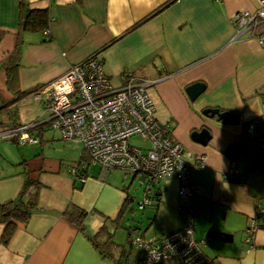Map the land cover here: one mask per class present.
<instances>
[{"label":"crops","instance_id":"obj_1","mask_svg":"<svg viewBox=\"0 0 264 264\" xmlns=\"http://www.w3.org/2000/svg\"><path fill=\"white\" fill-rule=\"evenodd\" d=\"M24 1L47 11L48 33L19 31L18 0H0V132L35 123L26 132L38 142L0 137V204L24 190L23 199L34 206L26 221H15L6 241L0 222V264H132L140 250L129 239L131 231L156 240L186 222L172 176L159 183L158 201L142 208L150 215L125 222L139 174L103 172L79 143L62 140L48 125L39 88L93 53L114 86L124 83L125 71L154 80L159 119L185 157L205 156L204 166L190 169L195 191L188 202L203 253L213 264H264V170L248 168L250 154L241 163L225 155L233 142H264V44L247 31L237 35L229 22L235 12L255 8V0ZM256 31L264 33V23ZM194 81L205 88L190 100L184 87ZM206 107L234 112L238 120L206 116ZM202 127L210 133L204 144L191 138ZM80 158L88 175L83 183L67 171ZM230 168L238 173L227 179ZM69 205L86 211L83 230L63 214ZM257 209L263 215L249 246L244 229ZM103 224L118 244L114 258L102 257L89 238ZM212 230L231 239L211 237Z\"/></svg>","mask_w":264,"mask_h":264},{"label":"built area","instance_id":"obj_2","mask_svg":"<svg viewBox=\"0 0 264 264\" xmlns=\"http://www.w3.org/2000/svg\"><path fill=\"white\" fill-rule=\"evenodd\" d=\"M253 9L235 12L229 22L237 35L247 31L257 35L264 44V33H257L264 23V0H255ZM44 34L48 29L44 28ZM124 83L114 86L103 69L98 54H91L71 64L51 82L39 88L47 123L58 130L65 141L82 146L90 162L103 172L121 170L124 173L143 174V197L138 207L151 203L155 186L169 177L178 182V208L185 216V224L165 232L156 240H148L131 231L129 239L140 250L132 264H163L174 259L179 264H212L203 253L200 241L193 237V219L189 200L195 191L190 181L192 166H204L202 154L185 157L181 143L170 134V127L159 119L154 80L123 72ZM36 124L20 125L0 132V137L16 139L19 143L38 142V137L26 130ZM250 127L248 132H250ZM139 134L150 141V147L142 150L130 145L128 137ZM247 137L249 133L246 134ZM264 148V142L259 144ZM235 159V155L232 157ZM74 180L83 183L88 175L86 162L75 160L67 165ZM238 173L230 168L223 176L231 179ZM263 215L257 209L251 222L244 229L243 243L253 246V236L258 228L257 218Z\"/></svg>","mask_w":264,"mask_h":264},{"label":"trees","instance_id":"obj_3","mask_svg":"<svg viewBox=\"0 0 264 264\" xmlns=\"http://www.w3.org/2000/svg\"><path fill=\"white\" fill-rule=\"evenodd\" d=\"M18 8L19 31H41L44 28H47L48 15L45 9L30 8L24 0H18ZM33 129L34 127L29 128L28 131H32ZM23 191H21L20 195L16 199L0 204V222L5 224L3 232L4 241H6L13 233L15 221H26L30 215L32 207L34 206V202L30 199H23ZM159 192V186H155L153 195L151 196V203L149 205H153L155 201H158ZM63 214L66 215L71 221L75 222L79 229H84L83 218L86 215L85 210L73 205H69V207L64 209ZM260 217H262V215ZM260 217L257 218L258 228L260 226L258 222ZM89 238L102 257H115L114 251L118 247V244L113 240L112 233H110L109 229L104 224L94 235L90 236Z\"/></svg>","mask_w":264,"mask_h":264},{"label":"water","instance_id":"obj_4","mask_svg":"<svg viewBox=\"0 0 264 264\" xmlns=\"http://www.w3.org/2000/svg\"><path fill=\"white\" fill-rule=\"evenodd\" d=\"M205 88V84L202 81H194L187 84L184 87V91L190 100H193L198 94H200ZM202 113L209 117H216L222 122H237V115L234 112L228 110H220L217 107H206L202 109ZM191 138L199 143H206L210 138L209 130L206 127H202L199 130H193L191 132ZM242 154L248 157V164L252 167L260 166L264 164V148L259 144H241L240 141L233 142L226 147L225 155L226 157H231L232 155ZM144 179L143 174L139 175V180L142 182ZM209 236L219 238L222 236L223 241H228L231 239V234L227 232L212 230L209 232Z\"/></svg>","mask_w":264,"mask_h":264},{"label":"rangeland","instance_id":"obj_5","mask_svg":"<svg viewBox=\"0 0 264 264\" xmlns=\"http://www.w3.org/2000/svg\"><path fill=\"white\" fill-rule=\"evenodd\" d=\"M128 143L130 145H134V146L140 147L142 150H145V149L150 147V141L148 139L142 137L139 134H134V135L129 136L128 137ZM236 156H237V163H241L243 160H244V162H246L245 161V159H246L245 156H242L240 154L236 155ZM248 168L252 172H258L260 170H264V165H261V166L255 167V168H250L249 165H248ZM117 172H120L121 174L123 173L121 171H117ZM128 179H129V177H128ZM133 185L134 186H133L132 193L135 196L133 202H131V208L133 210V213L130 214L128 212V214L125 217V222L130 220V222H129L130 225L136 224V223H140V218L142 219V217L148 216V215H150L152 213V211L149 208H145L144 210H142L141 208L138 207V202L143 197V185L140 184V186H138V182L137 181H134Z\"/></svg>","mask_w":264,"mask_h":264}]
</instances>
